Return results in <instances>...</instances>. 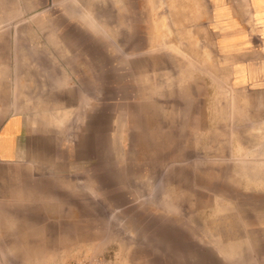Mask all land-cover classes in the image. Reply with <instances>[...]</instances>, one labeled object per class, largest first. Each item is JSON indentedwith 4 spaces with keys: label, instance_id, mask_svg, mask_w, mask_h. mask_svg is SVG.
Masks as SVG:
<instances>
[{
    "label": "rangeland",
    "instance_id": "rangeland-1",
    "mask_svg": "<svg viewBox=\"0 0 264 264\" xmlns=\"http://www.w3.org/2000/svg\"><path fill=\"white\" fill-rule=\"evenodd\" d=\"M48 1L0 0V80L52 49L39 16L76 29L44 12ZM76 1L106 37L93 39L87 70L63 71L77 80L61 103L46 100L56 123H78L51 136L64 164L0 165V264H264L256 16L238 0H153L119 22L105 0Z\"/></svg>",
    "mask_w": 264,
    "mask_h": 264
},
{
    "label": "crops",
    "instance_id": "crops-1",
    "mask_svg": "<svg viewBox=\"0 0 264 264\" xmlns=\"http://www.w3.org/2000/svg\"><path fill=\"white\" fill-rule=\"evenodd\" d=\"M105 1L102 5L106 3L108 16H113V21L116 16L117 20L115 21L119 22H121L120 16H125L129 12L134 13L136 7H149L151 11V7L154 6L153 0ZM249 3L245 0H238L234 5L241 10L243 16L247 15L250 18L252 16L253 22L256 21L254 19V16H256L257 23H260L258 31H264V18L261 17L262 13L264 14V0H249ZM85 8L79 7L76 0H49L43 11L53 12L54 14L59 12L63 20L74 25L76 29L66 30V27L63 28L58 23V18L50 16L52 13L44 14L43 17L39 16L40 21L45 24L48 23L52 30L47 27L43 31H38L37 35L49 40L52 43V49L45 51L42 58H39L41 60L39 62L32 63L30 61V63L14 60V62L9 63L8 70L13 72L11 79H5L7 82L0 80V119L2 120L0 124V165H7L10 160L28 166H31L30 163L35 164L38 162H43L49 166L55 165V162L59 165L64 164L61 158L59 160L55 159L56 149L54 145L56 139L54 140L51 136L74 134L78 123L76 121L75 123L72 122L73 118L70 115L68 118L71 119V124L68 127V123L65 126L61 120L58 122L59 124L56 123V115L52 113L54 109L47 104L46 100L54 102V104L56 102L61 103L62 99L59 93L62 87L66 85L70 88V83L77 80V73L74 75L75 80L72 79V76L66 80V78H63V71L67 75L66 71L87 70L88 67L83 66V64L85 62L86 65H93V59L90 57L93 52V39L95 37H106L100 34L94 25L95 12L90 13L88 7ZM248 10H250L249 14H247ZM110 21L109 19L105 22ZM16 35L14 31L10 37L14 39ZM64 39L75 40V42L71 41L65 45ZM84 39L91 40L89 48L88 43L84 47L76 42ZM30 51L29 47L28 54L35 55L34 52ZM21 55H24V53H21ZM50 56H53V58ZM15 72H21V74ZM16 77L20 78L16 79ZM17 81H22V88H24L22 92H19L20 94L15 88L20 85L16 84ZM21 94L22 98H18L17 96ZM47 95H50L51 98L46 97ZM39 101L44 103V106L42 105L44 108L40 105L37 109L31 106V102L38 103ZM50 110L51 113L48 112ZM42 119L52 120L42 121Z\"/></svg>",
    "mask_w": 264,
    "mask_h": 264
}]
</instances>
